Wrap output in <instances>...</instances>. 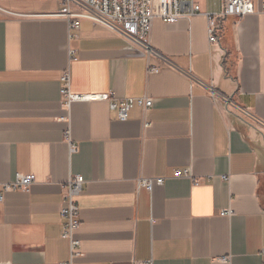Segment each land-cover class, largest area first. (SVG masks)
Masks as SVG:
<instances>
[{
	"label": "crops",
	"instance_id": "0c3cea01",
	"mask_svg": "<svg viewBox=\"0 0 264 264\" xmlns=\"http://www.w3.org/2000/svg\"><path fill=\"white\" fill-rule=\"evenodd\" d=\"M194 1L204 14L224 5ZM65 12L0 0V264H264V129L208 92L264 122V13L226 18L215 44L204 15L156 19L149 44L161 59L93 21L77 31ZM65 73L73 94L153 107L125 121L108 102L66 107ZM17 175L36 182L3 192ZM76 175L86 183L73 257L61 210ZM150 178L166 180L140 187Z\"/></svg>",
	"mask_w": 264,
	"mask_h": 264
},
{
	"label": "built area",
	"instance_id": "2783aa9c",
	"mask_svg": "<svg viewBox=\"0 0 264 264\" xmlns=\"http://www.w3.org/2000/svg\"><path fill=\"white\" fill-rule=\"evenodd\" d=\"M66 7V12L61 17L66 18L70 27L79 30L80 21L87 19L104 25L116 32L118 35L127 39L131 43L144 49L148 55L161 58V55L154 52L149 44V37L152 32L153 24L156 19H161L164 23L172 24L180 19H192L199 15H204L208 22V37L211 44L218 42V33L223 21L228 17L243 19L258 13H264V4L261 10H256L250 0H224L222 11L219 13L204 14L202 8L194 0H55ZM70 51V57L74 56ZM151 73H158L159 69L151 68ZM70 81L69 73H65L61 79L64 85L61 89L63 103L70 107L73 103L80 102H108L110 109L115 111L119 120L125 121L129 118L131 111L135 107H140L144 112H148L154 101L147 97L142 98H123L112 97L111 94L76 95L68 89ZM208 92L215 100L221 99L227 105L236 109L237 112L249 118L260 128L264 129V122L249 113L246 109L239 107L235 102L227 97L220 95L213 86L208 87ZM176 178L184 177L192 179L189 169H177L174 173ZM165 178L141 179L140 187L152 190L154 186H162ZM229 180V177H223ZM34 175H17L15 181L2 185L3 192H28L35 184ZM86 181L83 176L76 175L65 185L64 204L61 210V217L64 219L62 237L70 241L71 253L75 257L78 255L81 242L76 239V233L80 227V206L78 198L84 190ZM199 184L200 181H194ZM3 195L0 193V201ZM232 216L233 211L222 213ZM264 253V251H263ZM227 261V259H224Z\"/></svg>",
	"mask_w": 264,
	"mask_h": 264
}]
</instances>
